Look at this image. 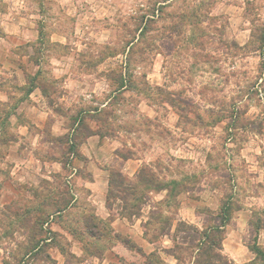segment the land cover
<instances>
[{
	"label": "rangeland",
	"instance_id": "1",
	"mask_svg": "<svg viewBox=\"0 0 264 264\" xmlns=\"http://www.w3.org/2000/svg\"><path fill=\"white\" fill-rule=\"evenodd\" d=\"M70 73L106 85L99 95H68ZM31 83L43 87L51 108L41 131L29 119ZM0 91L8 94L0 103V264H78L111 244L110 234L84 233L81 219L93 216L88 190L69 177L76 168L79 179H90L93 166L80 153L87 134L119 140L98 155L112 156L104 165L112 195L134 203L114 175L133 184L142 168L175 194L140 191L134 204L143 232L155 211L171 220L172 236L179 221L200 230L219 225L225 203L220 254L228 264H261L248 247L264 252V0H0ZM16 115L26 139L11 126ZM56 118L67 129L60 136L51 131ZM13 151L17 159L32 151L57 160L61 171L51 181L12 182L4 160ZM128 159L135 162L123 174ZM109 204L117 215L122 202ZM161 221L147 227L159 260L173 247ZM78 241L86 250L80 258L71 253ZM176 264L192 259L182 253Z\"/></svg>",
	"mask_w": 264,
	"mask_h": 264
},
{
	"label": "crops",
	"instance_id": "2",
	"mask_svg": "<svg viewBox=\"0 0 264 264\" xmlns=\"http://www.w3.org/2000/svg\"><path fill=\"white\" fill-rule=\"evenodd\" d=\"M4 33H9V31L4 28ZM54 70L57 71L59 70V68H54ZM91 76L92 75L74 76L70 73L68 76L63 78V82L65 84V93L68 95H78L82 93L86 96H88L90 93L97 95L101 94L103 91L101 90L103 89L101 87L103 85H106L105 81L102 78H93L91 81H86ZM75 83L79 86L75 87ZM27 97V101H30L27 104V107L32 109L33 113L29 117V119H31L33 125H35V127H37L41 131L45 123L43 117L44 119L47 118L48 114L51 113V108L47 105V103H45V97L43 96L39 88H34L27 95ZM7 99L8 94L0 91V103H4L5 101H7ZM19 113L20 112H17V114ZM11 126L12 128H14L15 126L18 128L20 140L26 139L30 134L28 127L18 122L17 115L14 117V122L11 123ZM51 131L52 135L60 136L66 133L67 129L64 128L59 122V119L56 118L53 121ZM40 134L41 133L38 132L32 136V147H38L39 139L41 138ZM118 145L119 140L117 137L109 138L100 137L98 134H87L80 146V153L81 155L86 157L89 161V164L93 166V168L89 170L90 179H79V177L75 174L76 168L73 169L74 172L69 176L70 178H75V180L77 181L80 180L81 185H83V187L88 190L87 201L88 203H90L91 213L93 214L96 221H106V219H108L112 215L111 211L106 208V194L108 191V166L104 167L105 163L109 159H111L112 156H108L105 161H102L99 160L98 155L101 152L111 154V152L117 149ZM32 151H29L27 156L22 159L16 158V154H14L15 151L5 156L4 161L8 162L7 170L12 182L22 181V179H24L25 177H32L34 175L51 181V173L53 172L54 174H56L61 171V164L58 163L57 160H53L52 163H48L47 161H40ZM130 162L135 161L128 159L123 162V169L121 170V173H125V168ZM2 165L3 163H0V167ZM50 169H52V171ZM135 171L136 170L134 169L132 173L128 174L129 177H133ZM6 184L9 183L7 182ZM9 188L13 192L11 186ZM112 216L114 218L110 222V226L113 230L112 234H120L122 236L128 237V239H130L132 243H134L138 248L141 249L142 253L145 254V256L154 252L152 248L153 244L149 243L143 236L141 221L139 219L140 217L133 218L131 221H128L124 218L118 217L117 215ZM56 226L62 234L68 235L71 239H74V237L64 231L62 227H59V225ZM166 238H168L169 240V237L166 236ZM77 244L78 251L71 250V253L74 255V257L80 258L83 257V255L86 253V250L84 249L82 243L78 241ZM169 248L170 247H167L165 249ZM142 253L128 249L121 242L116 241L113 244L104 247L100 255H89V259L85 258L78 264L86 263L89 260L92 264H144L146 257ZM160 259L164 264H176V260L169 254H166V256H161Z\"/></svg>",
	"mask_w": 264,
	"mask_h": 264
},
{
	"label": "trees",
	"instance_id": "3",
	"mask_svg": "<svg viewBox=\"0 0 264 264\" xmlns=\"http://www.w3.org/2000/svg\"><path fill=\"white\" fill-rule=\"evenodd\" d=\"M35 79L36 78H33V81ZM34 88H39L42 93H45L43 87L41 88V86L31 83V86L26 90L27 95ZM114 176L119 181L118 185L124 186L123 190H119L118 192H125V196L131 197V201H134V203L141 201L143 195L142 193H140V191H142V189L152 188L158 192H166L167 197L175 195L168 186L157 183L152 172H150L146 168H142L139 170V172L136 174V180L133 184L129 183L126 185L125 178L120 173H116ZM110 185L111 183H108L109 188L108 194L106 195V208L111 211L112 207L109 204V199L116 198L122 202V206L117 213L118 217L124 218L128 221H131L133 218L140 217V207L135 206L134 203L127 205L126 198L124 196H119L118 194L112 195ZM230 210V206L224 203L221 207L219 215V225L206 227L205 229L201 230L196 228L192 224H188L184 221H179L175 226L174 236H172L173 234H170L172 228L171 220L162 219L161 213L155 211L149 215L148 219L143 224V236L149 243H153L155 238H147V227L152 226V222L157 224L160 220H162L161 224L169 228L167 232L163 231L164 236L170 237L173 244V247L165 249V253L171 255L177 261V263L181 262L182 253H187L188 256L192 259V264H228V262L224 259V256L220 254V251L222 248L221 242L223 239V227L229 221ZM61 211L62 209L54 206L55 213H60ZM113 219V216H110L108 218L110 222ZM81 220L83 223L84 233L89 238L100 240L102 238H105L107 234H110L111 244L119 241L128 249L142 253L141 249L138 248L134 243H132L131 240L128 239V237L122 236L120 234H112L113 230L110 224L109 228L107 229L108 232L102 234L100 231L106 228V224L104 223V221H96L93 216H88L86 218L83 217ZM36 225H38V222H36ZM69 232L74 235L73 231L69 230ZM175 238L180 239V241L177 242ZM248 248L254 252V254L256 255V259L260 260L261 264H264V252L256 246H251ZM188 250L190 252H188ZM143 255L145 256V254ZM145 257L146 260L144 264H164L161 260L154 256V252L146 255Z\"/></svg>",
	"mask_w": 264,
	"mask_h": 264
}]
</instances>
